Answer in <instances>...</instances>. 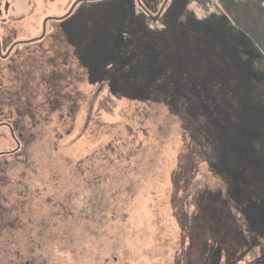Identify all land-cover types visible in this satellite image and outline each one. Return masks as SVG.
<instances>
[{
    "label": "rangeland",
    "instance_id": "rangeland-1",
    "mask_svg": "<svg viewBox=\"0 0 264 264\" xmlns=\"http://www.w3.org/2000/svg\"><path fill=\"white\" fill-rule=\"evenodd\" d=\"M2 124L0 264H264V0H0Z\"/></svg>",
    "mask_w": 264,
    "mask_h": 264
},
{
    "label": "snow or ice",
    "instance_id": "snow-or-ice-1",
    "mask_svg": "<svg viewBox=\"0 0 264 264\" xmlns=\"http://www.w3.org/2000/svg\"><path fill=\"white\" fill-rule=\"evenodd\" d=\"M158 87L163 91H170L174 86L170 85L169 78L165 77L162 79ZM214 86H211L207 91H205L202 95L199 91L192 92L189 89L187 92H182L179 94H175V100L177 104L184 105L190 110V114L195 115L194 112H191L193 109H197L201 104L208 103L210 106H215L216 104L223 102V96H220L218 91L213 90ZM202 115V113H201ZM260 151L264 153V144L260 145Z\"/></svg>",
    "mask_w": 264,
    "mask_h": 264
},
{
    "label": "trees",
    "instance_id": "trees-1",
    "mask_svg": "<svg viewBox=\"0 0 264 264\" xmlns=\"http://www.w3.org/2000/svg\"><path fill=\"white\" fill-rule=\"evenodd\" d=\"M47 36H45V38H46ZM45 38L43 37V38H37V39H33V41H39V43H42L44 40H45ZM33 41H31V42H33ZM17 44H19V43H16V42H13L12 44H10L11 46H16ZM11 48V50H10V52H8V54L10 55L11 54V52H12V50L14 49V48ZM8 51V50H7ZM176 80V82H178V80L179 81H181V80H185L186 81V83H187V86H185L184 85V83H177V85H176V87H175V85H174V87L170 90L171 92H172V94H170V92H169V95H172V97L175 99V94H179V93H182V92H184L187 88L186 87H188L189 85H190V83L188 82V80H187V76H182L181 74H178L177 76H176V78L174 79V81ZM173 81V82H174ZM198 82H200V81H198ZM171 85L173 86V84L171 83ZM186 88V89H185ZM176 107V106H175ZM189 109L187 108L186 110H184V111H188ZM179 116H180V114H179ZM178 116V117H179ZM0 127L2 128V127H5L4 126V124H2V126L0 125ZM19 150L20 149H16L14 152H3V153H0V158L1 157H4V156H6V155H8V156H10V158H11V160H15V159H17L18 157H19Z\"/></svg>",
    "mask_w": 264,
    "mask_h": 264
}]
</instances>
